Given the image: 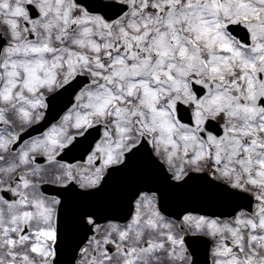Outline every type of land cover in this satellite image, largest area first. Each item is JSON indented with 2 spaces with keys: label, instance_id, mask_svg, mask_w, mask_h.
Instances as JSON below:
<instances>
[{
  "label": "snow or ice",
  "instance_id": "obj_1",
  "mask_svg": "<svg viewBox=\"0 0 264 264\" xmlns=\"http://www.w3.org/2000/svg\"><path fill=\"white\" fill-rule=\"evenodd\" d=\"M0 264H264V0H0Z\"/></svg>",
  "mask_w": 264,
  "mask_h": 264
}]
</instances>
